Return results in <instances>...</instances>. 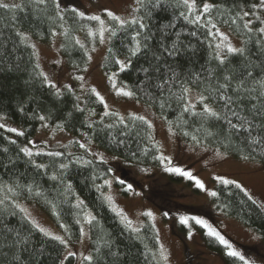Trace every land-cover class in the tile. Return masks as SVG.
Returning <instances> with one entry per match:
<instances>
[{"label": "trees", "instance_id": "obj_1", "mask_svg": "<svg viewBox=\"0 0 264 264\" xmlns=\"http://www.w3.org/2000/svg\"><path fill=\"white\" fill-rule=\"evenodd\" d=\"M196 1L200 3L203 0ZM208 1L216 5V8L210 15L205 16L199 25L189 23L181 17L180 13L186 10L183 7H176V0H167L162 7L147 4V7L141 9L140 12H134L135 16L143 17V22L148 26L144 35L151 37L147 41L150 47L146 53L132 58V66L126 72H119L113 62V57L124 59L128 50L134 47L132 36L137 26L132 25L120 29L118 25L108 20V27H116L117 35L107 39L100 67L108 75L116 71L118 82L127 84L128 88L136 91L139 99H134L151 108L154 114L173 130L179 141L194 142L191 136L196 135L201 139L200 145L213 148L217 146V139L221 137L205 138L203 128L219 133L222 122L204 121L200 117L184 113L182 103L171 97L169 87L172 92L179 93L180 83L188 81L192 74L199 73L203 78L207 76L206 69L216 68L217 62L213 59L215 44L211 40L207 20L210 19L217 26L227 28L240 37L242 46L246 39L244 31L239 27V22L233 25L230 20L241 10L251 8L255 0ZM14 4H20L22 7L0 8V116L16 125L25 135L17 136L6 129H0V200L4 201L0 204V264H12L13 253L21 257L22 264H58V256L63 255V245L50 237H45L31 224L17 207L16 200L18 199L36 204L64 232L71 243L78 239L80 221L83 220L84 213L89 208L96 218L92 224L87 222L88 255L97 257L93 264H111V258L105 255L109 251L104 246L105 241L111 242L113 251L116 249L121 251V259L126 257V264H160L157 258L158 239L153 224L146 219L137 227L140 231L133 232L109 207L102 194L105 189L104 179L111 175L108 169L116 170L117 167L112 163H102L100 159L94 158L85 149L75 148L78 138L85 136L98 148L120 158L129 165L156 166L160 162L155 159L159 154L152 128L148 129L142 122L131 120L130 117L133 114L124 116V124L118 122L117 116H107L101 120L103 105L90 93L89 88H86L79 97L73 88L70 92L64 85L59 87L62 95L55 96L53 94L55 89L49 88L40 75L42 72L31 44L27 40H21L18 35V33H24L28 37L46 42L51 39L53 32L58 33L59 52L63 61L69 68L79 71L87 63V53L85 47L82 49L75 44L76 34L84 33L85 29L92 28L95 21L75 17L71 12L74 7L70 5L61 6L64 9V20H60L51 2L45 11L31 4L30 0H19ZM253 23L258 22L253 18ZM65 31H67V36L64 35ZM177 33H179L181 42L179 54L175 57H168L166 53L161 55L163 47H171L172 42L177 39ZM248 49L252 53V58L255 59L258 55L256 47L249 43ZM154 54L160 56L159 61L154 59ZM230 60L229 67H235L239 71L243 70V58L230 57ZM256 63L259 65L260 61ZM157 66L159 70L152 71ZM142 68H150L151 78L146 86L141 85V87L153 96L154 99L151 102L137 87L138 82L145 78V74L141 71ZM170 69L175 71L179 80L166 87L161 93L156 84L172 76ZM259 71L257 67L256 72L259 73ZM215 82V80L212 81L213 84ZM206 87L207 83L202 82L198 86L192 85V90L199 94ZM161 100H167L168 105L161 108L159 106ZM247 104L248 102L245 101L244 105L240 106L241 109ZM77 105L84 111H78ZM21 107L24 109L23 112L20 111ZM200 109L201 106L196 104V110ZM93 111L95 114H91ZM40 115L46 117V123L71 133L73 137L63 144L54 145L51 150L32 151L34 155L29 158L20 149L28 144L43 122L38 118ZM90 124L91 127H89ZM109 124L113 127L109 128L107 126ZM184 132H189L190 135L185 136ZM10 140H16V143L12 144ZM120 140L124 143L117 147L116 142ZM5 148L8 149L6 153L3 151ZM49 152H61L63 155L49 156L47 155ZM36 153L40 154L36 155ZM132 153H135V156ZM232 156L240 158L238 155ZM9 160L14 161V164H9ZM256 161L260 163L259 159ZM62 163L66 164L67 168L61 169L59 166ZM35 164H44L46 168H36ZM122 170L125 171L126 168ZM53 174L61 179L52 180ZM180 179L179 174L171 173L165 181L176 184L181 182ZM191 182L192 180L185 179L183 183L190 185ZM69 184L70 189L67 187ZM114 184L121 187L125 183L120 184L114 179ZM27 185H31V192L27 190ZM132 185L138 186L135 183ZM9 188L14 191H8ZM191 190L197 191L198 188L192 186ZM213 191H216L218 195L211 196L208 208L188 204L180 205L189 208L188 210H191L193 214H202L209 219L214 213L234 217L244 225L251 227L264 244L262 209L254 205L243 192L234 186L216 183ZM121 193H128L126 184L125 187H121ZM78 200L84 202L80 207L76 206ZM162 212L165 219L172 217L167 208ZM165 212L168 213L167 216L164 215ZM182 216L185 215L182 213ZM188 221L191 223V220ZM61 225H65L66 228ZM172 225L174 230L175 225ZM193 225L200 232L202 245L218 255L224 264H243L239 258L229 257L226 254L227 248L215 237L209 236L205 227L196 223ZM5 226L13 229V232H7ZM180 228L185 230L186 226L180 223ZM15 232L27 236L28 243L13 247ZM242 247L247 250L253 248L250 245H242ZM96 248H100L99 253L95 251ZM185 256L188 257V253ZM248 261L250 264H258L252 260ZM75 263L76 257L66 262V264ZM78 264H88V262L81 259Z\"/></svg>", "mask_w": 264, "mask_h": 264}, {"label": "rangeland", "instance_id": "obj_2", "mask_svg": "<svg viewBox=\"0 0 264 264\" xmlns=\"http://www.w3.org/2000/svg\"><path fill=\"white\" fill-rule=\"evenodd\" d=\"M19 0H3L4 3L14 4ZM202 2L196 1L198 7H202ZM208 3L210 1L207 0ZM70 5L80 11H84L86 15H99L105 20L108 27V19L105 16V9L112 10L122 18L128 19L134 15L133 9L137 6L135 0H61V6ZM91 28L85 29L84 33L78 32L76 38L84 45L87 53V63L82 70L74 71L69 68L63 61L59 52V35H53L49 41L43 42L32 37H28L27 41L31 44L37 64L40 71L47 75L49 79L55 82L58 87L71 85L80 97L86 88H95L105 99L110 111H115L119 116L127 114L143 115L153 124L152 130L155 134V140L158 146V154L171 158V166L180 167L181 169L190 171L193 176L200 179L205 184V190L198 188L192 191L191 187L195 186L194 180L190 185L184 184L187 177L181 176L179 183H170L165 181L169 176L166 172L165 165L147 167H136L123 162L120 158L113 156L104 150L98 148L92 141L85 136L78 138L80 143L88 145V153L94 158L99 159L102 155L108 163L114 164L117 168L111 171V175L104 179L110 181L105 184L102 194L105 197L111 196V204L106 200L109 207L113 210L122 212L128 220L132 221V228H137L144 220H149L157 234L158 249L157 258L160 264H224L218 255L206 249L200 240V232L193 224L195 220L192 217L207 221L209 225L215 228L224 238L232 244L241 255L248 260L264 264V244L261 243L259 235L249 226L244 225L234 217L225 216L221 213L211 214V219L202 214H193L189 208L180 204H188L193 206L207 207L211 202V196L208 194L214 190V185L219 183L216 179L223 176L226 179H234L241 183L254 196L257 201L264 202V168L258 161L249 162L242 158L231 156L224 160L216 159L213 155V148L205 151V146L196 144L195 142L179 141L173 130L148 106L135 100L134 98L117 95L115 89L111 86V81L100 67V60L106 50L107 36L104 43L99 41L97 36H90L88 32L97 33L100 25L97 21ZM211 40L214 44L220 42V38L215 35V29H211V25L207 23ZM220 32L228 35L230 42L236 46H241V39L234 35L230 30L217 26ZM33 45L35 47H33ZM91 57V59H89ZM87 69V71H84ZM77 75H83V81L76 80ZM197 93L192 90L189 100L196 103ZM104 109V107H103ZM2 117V116H0ZM0 123H4L7 127L19 128L9 122L7 119H0ZM46 124L47 127L43 125ZM73 135L61 128H54L45 121L38 127L35 134L29 141H35V144H28L31 151L51 150L54 145L65 143L71 139ZM76 149H81L77 144ZM83 149V148H82ZM222 151V150H221ZM116 157V158H113ZM123 171L122 169H125ZM115 180H123L126 185L137 184L128 193H121V187L114 184ZM129 181H131L129 183ZM196 187V186H195ZM19 208H24L27 212L24 215L31 221L35 220L41 227L47 229L53 236H62L68 241L69 249L77 253L76 263L78 264L82 256L88 255V227L87 213H92L88 208L84 213L83 220L80 221V229L83 228L86 235H79L78 239L71 243L65 236L64 232L54 224L49 216L43 212L36 204L22 199L16 200ZM168 209L172 215L171 218L165 219L162 210ZM151 211L152 217L144 215ZM264 213V209H262ZM116 213V211H114ZM182 213L191 220V223L185 225L186 229L180 228V217ZM191 214V215H189ZM120 218V216H118ZM121 219V218H120ZM122 221V220H121ZM127 225L126 221H122ZM175 225V228L171 227ZM207 231L208 229L205 228ZM191 233V235H189ZM242 245L253 246L252 249H245ZM161 247L165 255V260L161 257ZM68 249L63 246V254ZM188 253V257L185 256Z\"/></svg>", "mask_w": 264, "mask_h": 264}, {"label": "snow or ice", "instance_id": "obj_3", "mask_svg": "<svg viewBox=\"0 0 264 264\" xmlns=\"http://www.w3.org/2000/svg\"><path fill=\"white\" fill-rule=\"evenodd\" d=\"M51 2L53 9L56 12L57 17L60 20H64V9L61 7V0H30V3L40 8L41 11H45L47 6ZM167 2V0H135L137 7L133 9L134 12H140L141 9L147 7V4H151L153 7H162L163 4ZM176 7H183L186 11L181 12L180 15L188 21L189 23L199 25L200 21L205 18V16L210 15L216 5L212 3H208L207 0H203L202 7H198L196 0H176ZM20 4H13L10 5L8 3H4L3 0H0V8L2 9H16L21 8ZM105 16L108 20L118 25L120 29H123L127 26L135 25L137 26V30L135 34L132 36V42L134 43V47L128 50V54L125 55L124 59H120L119 57H113V62L118 67L119 72H126L132 66L133 57L139 56L141 53H146L149 49V44L147 41L151 39L149 35H144V32L147 30V25L143 22V17L140 16H132L131 19L122 18L120 15H117L115 12L109 9H105ZM71 12L75 17L80 19H87L90 21H97L100 25L97 33H93L91 31L88 32L90 36H97L101 43H104L106 40L105 33H108L107 39L111 37H115L117 35V28L116 27H107L105 24V20L101 18L99 15H91L88 16L84 11H80L77 8H72ZM191 16V19H189ZM253 18L258 23H253ZM231 24L237 25L239 22V27L242 28L246 39L243 41L242 46L236 47L234 46L230 40L228 35L223 32H220L217 28V25L213 23L210 19L206 21V23L211 25V29H215V35L220 38V42L215 44L213 52V59L217 62L216 68H209L206 69L207 76L201 77L199 73L192 74L189 77L188 81H184L180 83V91L179 93L172 92L171 88L169 87V92L171 97H174L178 102L182 103L183 112L188 113L193 117H200L202 120H214L216 122H222L220 124V132L214 133L213 131L203 128V124L201 127L205 133V138L207 137H221L217 139V146L213 147V155L214 158L224 160L226 158H230L232 155H238L245 161L253 162L257 159L260 160L261 166L264 167V0H255V3L252 5L251 8L247 10H241L237 13L234 17L230 20ZM63 26V25H61ZM21 40L26 41L28 37L24 33H18ZM53 35H56L53 32ZM67 36V31L64 33ZM177 39L172 42L171 47H163V52L161 55L167 54L168 57H175L180 52V40H179V33L176 34ZM195 35V33H192ZM249 43H252L258 52L255 59L252 58V53L248 49ZM75 44L79 45L80 48H84L85 45L79 40H75ZM33 47H35L33 45ZM111 52V49H109ZM241 57L243 58V70L239 71L235 67H229L231 64L230 57ZM91 59V57H89ZM154 59L157 61L160 60V56H156L154 54ZM260 61L259 65L256 61ZM151 67V65H150ZM257 67H259V73L256 72ZM158 66L153 68L152 71H158ZM171 70V69H170ZM87 71V69H84ZM141 71L145 74V78L143 81H139L137 87L141 92H144V95L148 97V101H153V96L145 91L144 87L141 85H147V81L151 78L150 68H142ZM172 71V76L168 79L163 80L161 83H157L156 87L163 93L164 89L170 85L175 84L179 77L175 73L174 70ZM43 77V81L47 83V86L51 89H55L53 93L55 96L60 97L62 95L60 88L58 85L51 81L47 75L44 73H40ZM76 80L83 81L85 77L83 75H77L75 77ZM108 79L111 81V86L115 89L117 95H122L124 97L129 98H136L137 100L139 97L137 96V92L128 88L127 84H122L118 82V74L116 71H113L111 75H109ZM215 80V84L212 81ZM207 83V87L203 92H200L196 99V103H192L189 100V96L192 92V85H199L200 83ZM68 91H73L71 85L65 86ZM90 93L94 95L99 103L103 105V117L107 116H117L118 122L120 124L125 123V117L119 116L118 113H113L110 111L109 106L105 102L104 97L95 89L91 88ZM207 93V94H206ZM79 99V97H77ZM158 99V98H157ZM245 101L248 102L247 105L243 109H241V105H244ZM196 104L201 106L199 111L196 110ZM168 105L167 100H161L159 106L164 108ZM235 106V107H234ZM77 110L83 112L84 109L80 108L79 105L76 106ZM20 111L23 112L24 109L21 107ZM243 112V114H242ZM91 114H95L94 111ZM40 121H45L46 117L40 115ZM0 119H4V117H0ZM133 121H140L147 126L148 129L153 127V124L150 120H148L143 115H133L130 117ZM171 124V122H169ZM187 123V121H184ZM47 127L46 124L43 125ZM92 125L90 124L89 127ZM109 128L113 127V125H107ZM215 127V125H213ZM0 129H6L8 132L15 133L17 136H24L25 133L22 130H18L17 128L7 127L6 124L0 123ZM171 131V128L169 129ZM200 131V129H197ZM183 135L189 136V132H184ZM191 139L196 142V144L201 143V139H199L196 135H192ZM10 143L15 144L16 140H10ZM35 141H29V144H35ZM80 148L85 149L88 151V145L85 143H80L76 141ZM124 141L120 140L117 141V147L122 145ZM223 149V151H221ZM259 149V152H257ZM205 151H208V148H204ZM6 153L8 151L7 148L3 149ZM20 151L27 157L31 158L34 153L28 147H22ZM40 153H36L39 155ZM49 156H62L63 153L61 152H49L47 153ZM71 155V154H69ZM135 156V153H132ZM93 156H96V153H93ZM116 158V157H113ZM102 163H107V160L100 155L99 157ZM155 159L159 160V162L165 165V171L169 173H176L181 176L187 177L189 180H194L195 186L201 190H205V184L195 176L190 171L181 169L180 167L171 166V158L165 156L163 154L156 156ZM35 163V162H33ZM87 163H91V161H87ZM9 164H14V161L9 160ZM36 168H46L44 164H35ZM61 169L67 168L66 164H60L59 166ZM109 172L112 171L111 168L108 169ZM52 180L61 179L57 175L53 174L51 176ZM220 184L225 186H234L235 188L239 189L243 194L248 198V200L252 201L254 205L257 207L264 209V202L257 201L254 196L245 188L241 183H238L234 179H226L223 176H218L216 178ZM105 184H110L111 182L108 180L104 181ZM120 184H124L123 180H119ZM19 187V185H17ZM27 190L29 192L32 191L31 185H27ZM70 189L71 185H67ZM132 185H127V190H131ZM8 191H14V189L9 188ZM212 197H216L218 193L216 191H210L208 193ZM39 195V193H37ZM105 199L111 204L112 198L111 196L105 197ZM4 201L0 200V204H3ZM82 200L77 201V207L83 205ZM19 207V205H17ZM21 212H27L26 209L20 208ZM113 211H116V214L120 216L122 221H126L129 228L132 229L133 232H139V228H132V221L128 220V218L120 211L113 208ZM144 215L148 217H152L153 213L148 211L144 213ZM165 216L168 215L167 212L164 213ZM87 222L92 224L95 221V216L91 213L86 214ZM195 220L196 224L202 225L203 227L208 229V235L211 237H215L222 245L227 248V255L229 257H237L239 260L243 261V264H250V262L245 258V256L241 255L236 249L233 248L232 244L229 243L224 236L220 234L215 228L207 223V221L199 219L197 217H192ZM189 218L185 216L180 217L181 224H187ZM31 224L45 237H50L51 239L58 241L61 245L64 246L65 249H68L65 254L62 256H58V264H66L70 258L76 257L77 253L69 249L68 241L65 240L62 236L55 235L53 236L51 232L47 229L41 227L35 220L30 221ZM79 223V221H77ZM61 227H65V225H61ZM6 231L11 233L13 229L8 228L5 226ZM81 235H86L83 228L80 229ZM191 235V233H189ZM28 243V237L23 236L20 232H15V240L13 247L17 245H26ZM105 247L109 249V251L105 254L107 257L111 258V264H126V257L125 259H121V251L116 249L115 251L112 250L111 242L105 241ZM25 250H27L25 248ZM95 251L97 253L100 252V248H96ZM161 257L165 260L168 257L165 255L163 248L161 247L160 252ZM84 261H87L88 264H93V261L97 259L93 255H84L82 256ZM12 264H22L21 257L15 253L12 256Z\"/></svg>", "mask_w": 264, "mask_h": 264}]
</instances>
